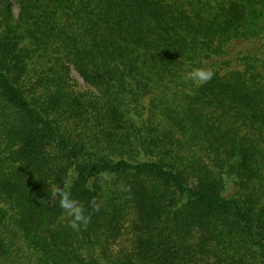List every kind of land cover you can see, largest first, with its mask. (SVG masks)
<instances>
[{"label": "trees", "instance_id": "obj_1", "mask_svg": "<svg viewBox=\"0 0 264 264\" xmlns=\"http://www.w3.org/2000/svg\"><path fill=\"white\" fill-rule=\"evenodd\" d=\"M0 264H264V0H0Z\"/></svg>", "mask_w": 264, "mask_h": 264}, {"label": "clouds", "instance_id": "obj_2", "mask_svg": "<svg viewBox=\"0 0 264 264\" xmlns=\"http://www.w3.org/2000/svg\"><path fill=\"white\" fill-rule=\"evenodd\" d=\"M194 80L202 81L210 78V73H205L199 70L194 71L190 74ZM60 196V207L65 211L67 216L70 218L71 227L77 228L78 222L87 223V217L83 215L82 206L75 200L71 199L69 194L62 190H57ZM95 204V200L92 201Z\"/></svg>", "mask_w": 264, "mask_h": 264}, {"label": "rangeland", "instance_id": "obj_3", "mask_svg": "<svg viewBox=\"0 0 264 264\" xmlns=\"http://www.w3.org/2000/svg\"><path fill=\"white\" fill-rule=\"evenodd\" d=\"M13 11H14L15 16H17L19 13V8L16 4H14V6H13ZM79 82H80L81 86L84 87L83 82L81 80H79Z\"/></svg>", "mask_w": 264, "mask_h": 264}]
</instances>
